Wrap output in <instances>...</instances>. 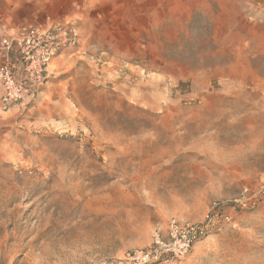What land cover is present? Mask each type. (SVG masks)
I'll return each instance as SVG.
<instances>
[{
  "label": "rangeland",
  "instance_id": "rangeland-1",
  "mask_svg": "<svg viewBox=\"0 0 264 264\" xmlns=\"http://www.w3.org/2000/svg\"><path fill=\"white\" fill-rule=\"evenodd\" d=\"M52 12L74 44L0 107V264H132L213 204L232 221L176 263L264 264V0Z\"/></svg>",
  "mask_w": 264,
  "mask_h": 264
},
{
  "label": "built area",
  "instance_id": "built-area-1",
  "mask_svg": "<svg viewBox=\"0 0 264 264\" xmlns=\"http://www.w3.org/2000/svg\"><path fill=\"white\" fill-rule=\"evenodd\" d=\"M74 42L75 32L67 24L48 28L20 24L2 37L0 49L4 53L0 61V107L14 106L22 102L27 94L36 92L48 76L47 67L52 57ZM231 221L232 213L219 204L211 205L200 222L171 218L163 231L153 233L147 248L135 250L125 259L132 264L158 261L177 264L213 229Z\"/></svg>",
  "mask_w": 264,
  "mask_h": 264
},
{
  "label": "crops",
  "instance_id": "crops-1",
  "mask_svg": "<svg viewBox=\"0 0 264 264\" xmlns=\"http://www.w3.org/2000/svg\"><path fill=\"white\" fill-rule=\"evenodd\" d=\"M60 2L61 0H0V39L11 33L20 24H29L43 28L66 24L67 22H57L50 18L54 15L52 8H59ZM3 53L0 49V61L2 60ZM49 64L47 67L48 75L50 71ZM30 95L32 94H27V96Z\"/></svg>",
  "mask_w": 264,
  "mask_h": 264
}]
</instances>
